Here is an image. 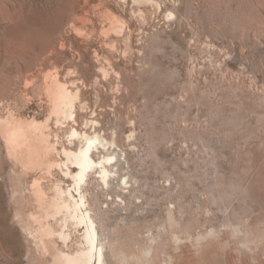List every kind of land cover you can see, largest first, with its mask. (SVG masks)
<instances>
[{
    "label": "rangeland",
    "instance_id": "obj_1",
    "mask_svg": "<svg viewBox=\"0 0 264 264\" xmlns=\"http://www.w3.org/2000/svg\"><path fill=\"white\" fill-rule=\"evenodd\" d=\"M54 82L78 93L74 119L50 113ZM8 116L45 123L58 151L74 130L109 143L92 151L113 157L108 184L84 187L108 264H264V0H0ZM10 224L0 264H37Z\"/></svg>",
    "mask_w": 264,
    "mask_h": 264
},
{
    "label": "bare ground",
    "instance_id": "obj_2",
    "mask_svg": "<svg viewBox=\"0 0 264 264\" xmlns=\"http://www.w3.org/2000/svg\"><path fill=\"white\" fill-rule=\"evenodd\" d=\"M110 20L113 30L119 29V20L115 17ZM48 92L50 113L57 120L74 119L78 93H72L60 82L52 83ZM44 128L45 123L33 118H0V136L5 154L12 163L6 174L8 179L5 181L0 176V229H5L0 230V246L5 254L17 252L12 222L34 239L40 259L37 264H108V256L113 259V255L107 253L99 236L84 187L88 186L94 171L98 172L103 184H108L107 178L112 171L105 164L113 157L95 160L92 151L105 148L109 143L98 135L74 130L72 136H79L82 145L77 150L63 148L58 151ZM57 171L70 184L54 179ZM1 185L7 186V197ZM72 232L80 233L75 248L70 245Z\"/></svg>",
    "mask_w": 264,
    "mask_h": 264
}]
</instances>
